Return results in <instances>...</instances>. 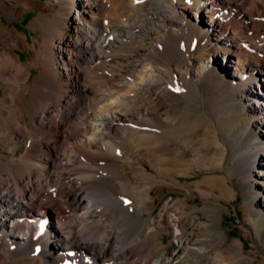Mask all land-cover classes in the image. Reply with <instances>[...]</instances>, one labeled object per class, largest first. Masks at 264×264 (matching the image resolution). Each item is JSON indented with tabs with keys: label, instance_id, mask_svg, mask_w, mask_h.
I'll return each instance as SVG.
<instances>
[{
	"label": "bare ground",
	"instance_id": "bare-ground-1",
	"mask_svg": "<svg viewBox=\"0 0 264 264\" xmlns=\"http://www.w3.org/2000/svg\"><path fill=\"white\" fill-rule=\"evenodd\" d=\"M31 8L39 11L34 25L44 34L42 41L33 38L38 50L24 33L0 24V143L11 152L9 159L0 154V183L12 184V191L0 188V264L194 262L181 240L162 260L130 257L156 234L142 216L152 186L140 187L142 162L132 163L124 142L134 134L151 140L138 150L150 157L171 142L164 133L171 126L154 116L170 123L166 95L185 106L194 101L190 83L200 94L190 60L206 43L223 45L229 86L244 89L256 129L264 128V63L256 56L264 53V0L0 3L8 21H21ZM17 50H29L31 59L21 60ZM137 61L141 68L127 71ZM252 149L237 166L257 165L264 187V135ZM128 164L134 176L125 171ZM132 189L138 204L130 200ZM46 213L53 214L50 224Z\"/></svg>",
	"mask_w": 264,
	"mask_h": 264
},
{
	"label": "rangeland",
	"instance_id": "rangeland-1",
	"mask_svg": "<svg viewBox=\"0 0 264 264\" xmlns=\"http://www.w3.org/2000/svg\"><path fill=\"white\" fill-rule=\"evenodd\" d=\"M18 1L27 3L30 0H1L0 3L12 5ZM38 1L46 4L48 0ZM58 8L54 7V11ZM17 9L22 10L20 6ZM38 14L37 8H31L21 14V21H8L0 11V24L24 33L26 43H35L38 50L39 45L33 38L42 41L44 35L34 25ZM198 25V21H193L195 29ZM145 45L150 43L146 40ZM198 48L190 60V72L198 75H192L191 81H196L200 94L190 83L188 96L194 101L186 103L187 106L179 103L173 95L165 96L173 107L168 115L171 124L164 119L166 115L154 116L157 123L161 121L172 127L164 132L165 136L172 137L171 142L163 141L167 146L163 147L160 155L151 157L138 151L141 146H147L143 142L150 143L151 140L140 141V134H134L124 142L132 153V163L137 166L139 159L142 162V172L136 177L141 182L140 187L145 184L152 186L142 216L154 224L151 231L156 234L144 238L145 241L131 252L130 257L136 259L139 254L142 260L147 257L162 260L170 251L171 244L177 245L181 240L187 242L186 248L193 256L191 260L194 262L188 261L187 264H264L262 178L258 176L257 165L237 166V161L253 150L252 144L264 135V128L256 129L255 117L247 109L244 89L232 90L229 86L230 78L221 58L223 45L206 43ZM9 51L12 49L6 52ZM17 51L21 60L31 59L29 50ZM210 55H216L212 57L214 63L209 60ZM256 56L264 63L263 52H257ZM139 62L130 63L127 71L140 69ZM182 69L187 71L186 67ZM35 74L37 70L33 69L32 76ZM155 104V100L147 102L148 107ZM13 144L18 148L22 145L19 141ZM178 147H182L185 153ZM10 153L8 147L0 143V154L5 159H9ZM3 166L4 162H0V167ZM131 166L128 164L125 170L129 175ZM245 167L250 169L249 173L244 172ZM0 188L12 191V184L3 180ZM131 191L130 200L138 204V193ZM42 217L43 221L48 218L46 223L42 221L44 224L54 220L52 213ZM123 229L121 226L120 231ZM216 237L222 239L219 241ZM199 239L203 241L198 242ZM194 241H197L196 245H193ZM47 243L51 245L50 240Z\"/></svg>",
	"mask_w": 264,
	"mask_h": 264
}]
</instances>
